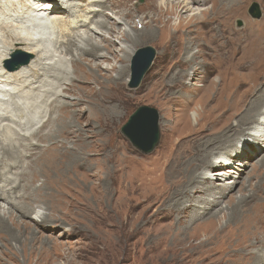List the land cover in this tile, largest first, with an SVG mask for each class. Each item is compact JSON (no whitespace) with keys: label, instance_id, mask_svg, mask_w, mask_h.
Masks as SVG:
<instances>
[{"label":"bare ground","instance_id":"bare-ground-1","mask_svg":"<svg viewBox=\"0 0 264 264\" xmlns=\"http://www.w3.org/2000/svg\"><path fill=\"white\" fill-rule=\"evenodd\" d=\"M159 1L162 6L159 5L156 10L159 9L161 14L176 16L178 20L171 33L167 32L170 19L161 26L167 43L163 49V58H167L165 63L169 65L170 74L169 84L164 86V90L175 94L192 91L189 80L198 79L202 70L206 66H211L216 75V82L211 81L207 83V87L201 88L209 95L211 101H216L217 105L216 110L210 112L213 113L211 117L215 120L209 125V129L215 125H220L221 128L215 142L218 147L216 149L212 147L201 158L200 164L203 169L201 174H197L195 169L188 174L184 182L178 183L177 187H170L164 191L161 202L160 196L157 195L151 198L149 196L145 201L151 206L160 202L156 211L166 212L167 217L176 218L177 225L174 227L181 238L175 233L171 243L174 246L173 251L181 248L176 252L179 253L178 262L188 249L197 250L190 241L203 235L196 248L207 246L210 250L213 247L219 249L221 246V250L217 252L221 254V251L230 246L227 245V241L232 240L234 241L232 250L236 253L238 251L241 257L235 264H264V219L259 209L253 206L257 200L254 194L248 191L240 193L238 198L229 196L226 206L216 209L224 200V196L231 193L236 186L243 173L242 169L249 160L264 148V86H258L255 79L256 71L263 65L262 54L257 57L254 66L247 68L246 64L251 62L249 58L247 60V55L243 54L236 58V50L234 52L227 49V44L222 42L223 40L228 42L226 28L231 19L235 20L237 16L244 14L248 0H222L224 4L222 12L217 10L218 18L215 22L212 21L207 33L202 32L203 39L196 35L188 37L185 43H180L185 25L193 21L201 23L203 17L212 12L214 0H173L171 3L167 0ZM111 7L113 3L110 4V0H0V139L2 138L0 202L9 206L6 212L0 210V240L5 243L7 240H18L24 234L34 241L39 239L37 236L43 231L53 233L51 229H56L58 225L51 224L56 220L52 210L61 200L53 194L51 188L55 187L58 191L64 184L67 170L77 168L90 160L89 151L86 158L79 150L90 146L88 143L85 144V139L94 137L97 133L103 136L104 141L107 140L115 129L112 123L121 120L119 111L125 99L118 93L117 86H121L125 78H128V62L139 43L135 37L139 35L142 41L153 40L155 30L146 28L145 31L138 33L133 32L130 27L118 28L116 25L119 24V20L111 23L106 18L108 17L106 9L109 10ZM262 12L264 18V8ZM182 13L188 15L184 18L181 16ZM135 26L137 27L136 23ZM248 30L253 34L258 33V29L252 27H248ZM114 34H119L127 43H119L117 52H124L122 57L113 55ZM210 41H213L212 45L209 44ZM15 51L30 55L32 59L27 65L15 71L6 70L3 63ZM85 55L88 57H83ZM100 58L105 61L114 59L116 62H125L126 65L118 64V67L111 65L110 68L107 66L104 68L99 64ZM101 70H112L115 75L105 77L101 75ZM100 79L105 80V84L91 96L99 111L98 116H90L89 113V116L81 117L80 107L84 104V99L79 92L91 90L93 84L100 85ZM203 79L207 82L206 76ZM137 88L128 87V90L134 91ZM63 91L66 96L63 95ZM74 93L77 94L76 98L71 99V95L68 94ZM53 106H56L55 111ZM51 110L54 113H51ZM200 110L202 107L191 115L195 126L199 125L202 112ZM52 114L55 115L51 116ZM82 121H85L84 127H81ZM94 121L97 128L93 125ZM44 126L46 129L43 131L41 129ZM198 129L202 128L186 132V140L184 142L176 140L177 143L174 145L181 147L184 143L191 144L193 140L203 135L198 133L192 137L199 131ZM214 141L209 145L212 146ZM48 144L50 146L46 152L38 149L35 153L34 149L38 146ZM22 146L28 147L29 150L26 151L30 153L21 151ZM119 147L116 145L113 148L118 150ZM21 155L30 156L32 158L30 163L23 162ZM234 159L239 160L235 162ZM257 160L259 166L263 168L264 156L259 154ZM135 165L139 166L137 160ZM18 166L19 169H16ZM216 167L221 169L213 171ZM15 170L18 172H13ZM115 174L108 173L107 184L111 183V177L115 181ZM261 175L264 184V173ZM23 177L27 178L24 184L21 183ZM40 178H43V181L34 187V183ZM122 178V189L127 197L123 227L126 239H130L141 233L139 223H134L132 212L144 201L141 198L142 183L138 173L131 177L124 175ZM8 183L11 185L7 188ZM242 191L243 189L239 190ZM17 198H21V201L17 202ZM38 203L42 204L43 208L34 206ZM224 210L226 212H223ZM222 212L224 223H216ZM188 214H192L195 221L204 218L207 220L200 234L197 230L202 225L194 228L191 233L183 227L182 220ZM50 221L52 222L49 223ZM62 228L61 235L71 231ZM184 236L186 243H189L188 247H184L185 241H182ZM41 237L45 245L51 243L55 250L58 246L61 247L52 239ZM236 247L239 249L236 250ZM151 248L155 249L157 246ZM174 258L175 256H172L169 261Z\"/></svg>","mask_w":264,"mask_h":264},{"label":"rangeland","instance_id":"rangeland-1","mask_svg":"<svg viewBox=\"0 0 264 264\" xmlns=\"http://www.w3.org/2000/svg\"><path fill=\"white\" fill-rule=\"evenodd\" d=\"M171 1L173 0H167V2L170 3ZM111 2L113 3V7L109 8V10L106 9L105 13L108 15L106 18H108L111 23H114L115 20H119V24L116 25L118 28L128 29V27H130L133 32L138 33L145 31L146 28L155 30V37L153 40L146 41L145 39L142 41L139 35L135 37L139 43L134 48L128 62V78H125L121 86H117L118 93L125 99L119 111L122 116L121 120L112 123L115 129H113L110 136L106 135L108 136L107 140L105 139L104 141L103 136L97 133L96 136L85 139V144L88 143L90 146L79 150L86 158L88 157L87 152L89 151L90 160L84 162L87 164L83 163L77 168L67 170L65 172V179L63 180L64 184L58 191L55 190V187L51 188L53 194L61 200L60 204L58 203L56 208H54L56 210H52V212L55 213L54 216H56V220L49 222L58 225L56 229H51L53 233L43 231L38 234L37 237H39V239L34 241L30 240L26 234H24L23 237L20 236V238L15 241L7 240L5 243L3 240H0V264H221L226 262V260V264H235V261L241 257L238 251L236 253L234 252L235 250H232L234 246L232 243L234 241L230 240L231 243L227 241V245L230 244V246L226 248L225 251H221V254H218L217 252L221 250V246L218 247L219 249L213 247V249L210 250L207 246L196 248L199 241L203 239V235H199L196 239L190 241L191 245L197 250L188 249L184 254L186 257L184 256L182 260L178 262L177 256L179 253L176 252L181 248L178 247L173 251L172 248H174V246L171 243L173 242V236L177 233L179 234L174 227L177 225L176 218L167 217L166 212L162 213L156 211L159 203L162 201L163 192L167 191L170 187H177L180 182H184V179L188 178V174L195 171V169H197V174H201V172H203L200 164L201 158L203 155L205 156L206 152H209L212 147L215 149L218 147V145H215V142H217L218 131L221 126L215 125L213 128L209 129V125L215 120L212 119L211 116L213 113L210 114V112L216 110V101H211L209 95L203 91V88L207 87L211 81L216 82L215 72L211 66H206L202 70L201 76H198V79L192 78V81L189 80V83L191 82L190 84H192V91L190 92L185 91V93L175 94L164 90V86L169 84L170 74L168 73L169 65L165 63L167 58H163V49L166 48L167 43L165 40L166 35L161 31V26L165 21L170 19V27H168L167 32L171 33L174 26L178 24L176 16L159 13L161 11H159V9L158 11L156 10V7L161 5L159 0H144L142 3H139L138 0H110V4ZM253 3L257 5L260 12L259 19L253 18L249 13L250 6ZM223 5L222 0H214L212 12L204 16L201 23L193 21L185 25V32L182 35L180 43H185L188 37H196V35L203 39L204 33L202 32H208L212 21L215 22L218 18L217 10L222 12ZM164 8L166 9L167 7ZM263 8V1L248 0L247 5L244 7V14L237 16L235 20L234 18L231 19L230 24L226 28L228 33H226V37L229 43L225 40L222 41L227 44V49H232L234 52L236 50V58L243 54L248 56L245 55L247 60L249 58L251 62L246 64L247 68L254 66L255 60L262 54L263 65H258L260 69L255 73L258 86H264V18L261 14L263 13ZM194 9L198 8L194 7ZM121 15L123 16L121 17ZM187 15L188 13H182L181 16L185 18ZM240 25L242 26L239 27ZM248 27L258 29V33L253 34L251 31H247ZM89 34H91V32H89ZM119 34H114V38H112L114 42L113 55L122 57L124 52H117L120 46L119 43H127L123 41L125 39H122ZM209 44L212 45L213 41H210ZM144 47L153 49L155 51V57L149 69L142 77L139 84L140 86L136 90L130 91L128 90V84L131 76V61L136 52ZM166 56L168 55L166 54ZM83 57L87 58L88 56L85 55ZM98 60L100 66L104 68L106 66L110 68L111 65H116L117 67L119 65H126L125 62H116L114 59L105 61L100 58ZM257 61L258 64L260 59ZM101 71V75L105 77L115 75L112 70ZM204 76L207 77V82H204ZM100 81V85L97 83L91 85V90L86 89L81 93L79 92V95L84 99V104L80 107L82 109L80 113L81 117L83 115L89 116V113H91L90 116H98L99 111L94 105L95 102L91 99V96L94 95V91H98V88L105 84V80L100 79ZM201 86H203V88H201ZM63 95H67L65 91H63ZM68 95H71L70 98L72 99L76 98L77 94ZM64 101H68V99H64ZM142 106L155 109L158 115L157 126L159 141L149 154H144L142 151L135 148L121 132V128L126 124L129 117ZM200 107H202V110H200V112L202 111L200 114L201 118L199 119V125L195 126V121L191 118V115L193 112L200 109ZM52 108L53 111H55L56 106ZM51 113L54 112L51 110ZM54 115L52 114L51 116ZM84 124L85 121H82L81 127H84ZM93 125H96L97 128V123L95 121ZM173 127H175L174 129L176 132ZM199 127L202 129H198L199 131L192 137H195L198 133L203 135L197 137L195 141L193 140V142H195L194 144H192L193 142L191 144L184 143L181 147L174 145V143H177L176 140H183L182 142L186 140V132L197 130ZM45 129L46 126L41 130L44 131ZM201 137L203 138L199 140ZM1 140L2 138L0 141ZM213 141L214 144L212 146L209 145V143ZM105 145L108 146L106 147ZM116 145L118 147L120 146L118 150L113 148ZM49 146L50 144L38 146L34 149L35 153L38 149H42L46 152ZM20 148L21 151L23 150L25 153H30V151H26L29 150L28 147L22 146ZM259 154L264 156V148L262 152H259L253 159L251 158L249 160L246 167L242 169L243 173L240 175L236 186L232 189L231 193L224 196V200H222L220 206H217L216 209L221 207L224 208L229 196L238 198L242 193H248V191H250V194L253 193L257 199L253 206L259 209L261 217L264 219V184L261 180L264 167L261 168L259 166V161L257 160ZM31 159L30 156L21 155V160H24L23 162L25 163H30ZM136 160L139 162V166L135 165ZM238 160L239 159H234L235 162ZM119 163L120 165H118ZM19 166L16 169L20 171L21 165ZM227 168H230V166H227ZM220 169L221 167H216L213 171H218ZM13 172L18 171L15 170ZM110 172L116 173V179L114 181V178L111 177V183L107 184L108 180L106 178ZM136 173L139 174L140 182L142 183L141 188L143 190L141 189V198L144 199V201L138 209L132 212V216L135 218L134 223H139L141 233L133 238L126 239L123 223L125 219L124 214L127 197H125L126 194L122 189L121 179H123L122 177L124 175L131 177ZM14 177H17V175H14ZM49 177L52 178L50 174ZM26 179L27 178L23 177L21 183L24 184ZM41 181H43V178H40L37 183L35 182L34 187L38 186ZM10 185L9 183L6 184V187H10ZM219 185H221V182ZM242 189L243 191L239 192V190ZM156 195L157 197L160 196L159 203H154L151 206L145 201L148 200L149 196L151 198L152 196L156 197ZM4 198L7 197L4 196ZM19 201H21V198H17V202ZM0 205L2 207L0 210L6 212V208L9 207L7 203L0 202ZM34 206L43 208L42 204L39 203ZM223 212L226 211L224 210ZM223 212L219 214V219L215 221L216 223H224ZM182 222L183 227L187 229L189 233L197 226L202 225L197 230L200 234L201 229L205 228L204 224L207 220L204 218L195 221L194 216L188 214L184 216ZM62 227L71 231L61 235ZM41 236L52 239L54 243L60 244L61 247L57 245L58 249L55 250V246L51 243L45 245L46 243L41 240ZM185 236L187 237V235ZM185 236L182 241H185L184 247H188L189 243H186L187 240ZM162 237L167 238L163 239ZM179 237L180 234L178 235V238ZM155 245L157 248L152 249L151 247ZM235 249L237 250L239 248L236 247ZM172 256H175V258L169 261ZM224 257L226 259H224ZM229 260H231V262Z\"/></svg>","mask_w":264,"mask_h":264},{"label":"water","instance_id":"water-1","mask_svg":"<svg viewBox=\"0 0 264 264\" xmlns=\"http://www.w3.org/2000/svg\"><path fill=\"white\" fill-rule=\"evenodd\" d=\"M50 1V0H47ZM144 0H138L142 3ZM249 13L253 18H259L260 12L255 3L250 6ZM155 51L149 47L139 49L131 61V76L128 84L129 88H137L142 77L152 64L155 57ZM32 59L30 55L15 51L10 60L5 62L9 71H15L20 67L27 65ZM158 115L155 109L142 106L138 108L121 128L122 134L130 143L142 151L149 154L158 144L159 131L157 126Z\"/></svg>","mask_w":264,"mask_h":264}]
</instances>
